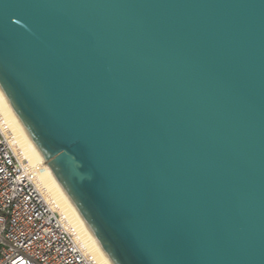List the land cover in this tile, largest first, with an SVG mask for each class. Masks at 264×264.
<instances>
[{
  "label": "water",
  "instance_id": "95a60500",
  "mask_svg": "<svg viewBox=\"0 0 264 264\" xmlns=\"http://www.w3.org/2000/svg\"><path fill=\"white\" fill-rule=\"evenodd\" d=\"M0 91L111 264H264V0H0Z\"/></svg>",
  "mask_w": 264,
  "mask_h": 264
},
{
  "label": "built area",
  "instance_id": "2783aa9c",
  "mask_svg": "<svg viewBox=\"0 0 264 264\" xmlns=\"http://www.w3.org/2000/svg\"><path fill=\"white\" fill-rule=\"evenodd\" d=\"M12 141L0 113V264H96Z\"/></svg>",
  "mask_w": 264,
  "mask_h": 264
},
{
  "label": "bare ground",
  "instance_id": "6f19581e",
  "mask_svg": "<svg viewBox=\"0 0 264 264\" xmlns=\"http://www.w3.org/2000/svg\"><path fill=\"white\" fill-rule=\"evenodd\" d=\"M0 113L12 135V143L15 150L19 151L22 157L34 169L36 173V184L45 199L50 202L61 215H63L67 224L75 231L76 238L81 243L82 247H84L86 252L93 257L96 264H111L87 226L82 221L75 207L55 180L41 155L32 145L1 91ZM53 191L55 194H53Z\"/></svg>",
  "mask_w": 264,
  "mask_h": 264
},
{
  "label": "rangeland",
  "instance_id": "374dc122",
  "mask_svg": "<svg viewBox=\"0 0 264 264\" xmlns=\"http://www.w3.org/2000/svg\"><path fill=\"white\" fill-rule=\"evenodd\" d=\"M20 144H21V141H20ZM23 144V143H22ZM25 148V147H24ZM54 192V191H53ZM53 194H55V192L53 193Z\"/></svg>",
  "mask_w": 264,
  "mask_h": 264
}]
</instances>
